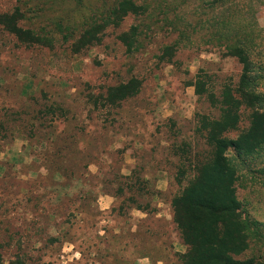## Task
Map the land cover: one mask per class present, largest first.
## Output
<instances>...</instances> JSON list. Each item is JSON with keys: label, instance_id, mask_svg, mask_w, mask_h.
Returning a JSON list of instances; mask_svg holds the SVG:
<instances>
[{"label": "rangeland", "instance_id": "obj_1", "mask_svg": "<svg viewBox=\"0 0 264 264\" xmlns=\"http://www.w3.org/2000/svg\"><path fill=\"white\" fill-rule=\"evenodd\" d=\"M118 1L0 0V19L21 8L24 29L54 40L27 46L0 23L1 264L17 256L26 264H182L187 246L172 203L209 153L197 126L201 115H221L210 95L240 87L244 67L228 44L247 43L264 95V0H139L144 14L80 52L63 41L58 28L77 37ZM181 19L190 42L168 56ZM133 25L140 45L130 54L119 35ZM218 26L234 38L217 40ZM200 75L206 96L196 93ZM132 78L141 81L137 95L106 103L111 87ZM251 113L244 103L230 137L249 127ZM229 157L243 211L264 223V147ZM248 257L264 259V238L237 256Z\"/></svg>", "mask_w": 264, "mask_h": 264}, {"label": "trees", "instance_id": "obj_2", "mask_svg": "<svg viewBox=\"0 0 264 264\" xmlns=\"http://www.w3.org/2000/svg\"><path fill=\"white\" fill-rule=\"evenodd\" d=\"M228 1L214 2L222 7ZM107 10V14L91 22L77 37L72 36L73 33H66L61 27L57 30L62 33L64 42L73 39L72 47L76 52H80L100 40L101 34L108 27L119 26L122 20L130 15L144 14L147 5L139 0H119ZM24 17V12L18 8L11 15L1 17L0 23L14 34L21 44L51 46L54 40L20 25ZM180 22L182 29L181 25L174 23V26L180 29L179 41L165 48L168 56L181 46L187 47L190 42L188 21L181 19ZM222 27L218 26L217 40L231 41L234 38H231L232 31ZM139 34V28L133 25L127 32L119 35L128 53L133 54L139 50ZM227 48L229 55L238 57L243 64L240 87L236 91L229 87L223 88L219 97L210 95L211 101L219 107L221 115L217 119L201 115L197 126V132L204 138L209 153L193 163L194 174L190 184L172 203L174 221L187 246L186 252L181 256L182 264H264L263 258H237L249 250L252 243L264 238V223L243 211L237 194V167L229 157V152L234 151L239 158L247 159L264 147V95L256 90L258 77L255 76L253 83L247 43L239 45L237 49L228 44ZM205 78V75H200L194 83L196 93L200 96L208 94ZM140 86L141 81L132 78L128 82L111 87L105 101L118 106L124 100L137 95ZM244 103L252 110L250 125L239 132L236 138H232L229 134L239 130ZM189 153L188 151L185 155L187 160H190ZM10 264L26 263L17 256Z\"/></svg>", "mask_w": 264, "mask_h": 264}]
</instances>
